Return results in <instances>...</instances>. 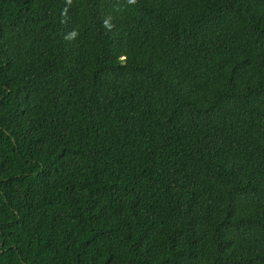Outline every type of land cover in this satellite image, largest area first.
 <instances>
[{"label":"trees","instance_id":"trees-1","mask_svg":"<svg viewBox=\"0 0 264 264\" xmlns=\"http://www.w3.org/2000/svg\"><path fill=\"white\" fill-rule=\"evenodd\" d=\"M0 264H264V0H0Z\"/></svg>","mask_w":264,"mask_h":264},{"label":"clouds","instance_id":"clouds-1","mask_svg":"<svg viewBox=\"0 0 264 264\" xmlns=\"http://www.w3.org/2000/svg\"><path fill=\"white\" fill-rule=\"evenodd\" d=\"M130 2H133V3H134V2H135V0H130Z\"/></svg>","mask_w":264,"mask_h":264}]
</instances>
